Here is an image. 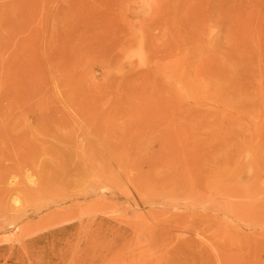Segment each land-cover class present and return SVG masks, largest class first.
I'll list each match as a JSON object with an SVG mask.
<instances>
[{
    "label": "rangeland",
    "instance_id": "obj_1",
    "mask_svg": "<svg viewBox=\"0 0 264 264\" xmlns=\"http://www.w3.org/2000/svg\"><path fill=\"white\" fill-rule=\"evenodd\" d=\"M0 127V264H264V0H0Z\"/></svg>",
    "mask_w": 264,
    "mask_h": 264
},
{
    "label": "bare ground",
    "instance_id": "obj_2",
    "mask_svg": "<svg viewBox=\"0 0 264 264\" xmlns=\"http://www.w3.org/2000/svg\"><path fill=\"white\" fill-rule=\"evenodd\" d=\"M42 119V117L41 116H36V118L34 119V122L35 123H39L40 122V120ZM7 124V123H6ZM4 125H5V123H4ZM0 129H1V127H0ZM3 131V130H2ZM5 137V136H4ZM10 137H11V135H10ZM19 137V136H18ZM9 138V137H8ZM1 142H3V141H1ZM11 145V144H10ZM5 148V147H4ZM44 149H46V148H44ZM23 152V151H22ZM75 152V151H74ZM62 153V152H61ZM60 153V151H56V150H54V155L51 153L48 157H50V159H49V161L46 163V168H47V170L49 171V172H52V177H53V179H54V177H57V178H59L61 175H62V173L65 171V169H66V166H67V164L68 163H70V161H71V156H72V154L70 153V154H61ZM16 154V153H15ZM18 155H20V154H18ZM51 155H53V156H51ZM65 157H64V156ZM15 156V155H14ZM17 157V156H16ZM62 157H63V159H62ZM67 159V160H65V159ZM76 160V159H75ZM67 161V162H66ZM133 163V162H132ZM6 164V163H5ZM87 164V163H86ZM130 164V163H129ZM183 167H185V168H187L188 169V167L187 166H185V165H183ZM178 168V167H177ZM120 169V168H119ZM47 171V172H48ZM157 172V171H156ZM123 175H127V174H123ZM103 178H105V177H103ZM112 178H114V176L112 177ZM190 180V179H189ZM113 181H115V180H113ZM101 182H103V181H101ZM167 182V181H166ZM103 183H105V182H103ZM102 184V183H101ZM50 186V185H49ZM95 185H93V187H94ZM99 186V185H98ZM98 186H96V187H98ZM193 186V185H192ZM194 187H196V186H194ZM182 189V188H181ZM184 200H186V199H184ZM234 208V207H233ZM184 209V208H183ZM181 212H182V210H181ZM192 212V211H191ZM175 213V212H174ZM190 227H192V228H196L195 226H193L192 224H189V228ZM189 228H187V229H189ZM196 229H198V228H196ZM184 231V230H183ZM197 231H199V230H197ZM199 233V232H198ZM200 233H202V232H200ZM199 236V235H198ZM93 264V263H92ZM102 264H104V263H102ZM134 264H139V263H134ZM155 264H157V263H155ZM166 264H170V263H166Z\"/></svg>",
    "mask_w": 264,
    "mask_h": 264
}]
</instances>
